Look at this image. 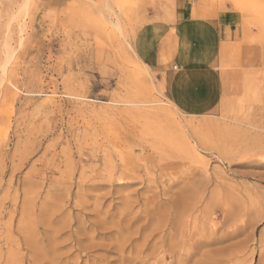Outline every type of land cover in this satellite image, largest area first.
I'll use <instances>...</instances> for the list:
<instances>
[{
	"label": "rangeland",
	"instance_id": "obj_1",
	"mask_svg": "<svg viewBox=\"0 0 264 264\" xmlns=\"http://www.w3.org/2000/svg\"><path fill=\"white\" fill-rule=\"evenodd\" d=\"M196 1L264 39V0ZM171 3L0 0V264H264V67L230 49L218 109L180 112L134 45ZM221 211L243 252H190Z\"/></svg>",
	"mask_w": 264,
	"mask_h": 264
},
{
	"label": "crops",
	"instance_id": "obj_2",
	"mask_svg": "<svg viewBox=\"0 0 264 264\" xmlns=\"http://www.w3.org/2000/svg\"><path fill=\"white\" fill-rule=\"evenodd\" d=\"M171 1L166 12L150 15L154 19L137 30V55L160 75L166 98L180 112H215L222 90L220 59L233 48L241 63L264 67V39L256 28H245L246 17L227 4L200 13L194 11L196 0Z\"/></svg>",
	"mask_w": 264,
	"mask_h": 264
},
{
	"label": "bare ground",
	"instance_id": "obj_3",
	"mask_svg": "<svg viewBox=\"0 0 264 264\" xmlns=\"http://www.w3.org/2000/svg\"><path fill=\"white\" fill-rule=\"evenodd\" d=\"M174 194V193H173ZM170 200V199H169ZM168 203V202H167ZM169 204H171V203H169ZM168 205V204H167ZM170 206H172V205H170ZM174 206H176V202H175V205ZM171 208V207H170ZM222 208V207H221ZM175 209V208H174ZM179 209V208H178ZM177 210V209H176ZM180 210V209H179ZM172 212V211H171ZM177 213H178V211H177ZM214 213V212H213ZM221 213V215H222V217L224 218V223L222 224V226L221 227H223V231H220L219 232V230H218V228H217V224L216 223H214V222H212L210 225H208V227H207V230H204V229H202V232H199L198 233V236L197 237H195V235H194V233L192 232L191 234H190V239L193 241V239L194 238H196L197 239V241H194V243H188L189 245H188V248H190L189 250H190V252H191V248H195V250H199V249H201L202 247L203 248H205V246L207 247H214L215 245V247L216 248H212V249H214V250H212L211 248H209V251L211 252V254L212 253H214V252H218V253H221V252H226L227 254L229 253V254H234L233 255V257L234 256H236V253H239V252H243V246L245 245H243L241 242V240L240 241H238V242H235V241H233V243H230V244H227V245H225L224 243L225 242H228V240H230V239H233V238H236L237 239V237L240 235V234H242V231H244L245 230V228L243 227L242 229L240 228H236V226H235V229H230V230H228V229H226L223 225L225 224V222L227 221V219H228V215H227V213L226 212H224V211H221L220 212ZM204 215V214H203ZM217 215V214H216ZM233 215V214H232ZM167 216V215H166ZM220 216V215H219ZM177 217H179L177 214H174L173 215V218H177ZM209 217H211V215L209 214ZM247 217V216H246ZM230 218V217H229ZM167 219V218H166ZM172 219V218H171ZM170 219V220H171ZM188 219H191V218H189L188 217ZM204 219V218H203ZM210 219V218H209ZM177 219H175V221H176ZM197 220V219H196ZM168 221V220H167ZM193 221H195V220H193ZM214 221V220H213ZM191 222V221H190ZM241 222V221H240ZM220 223V222H219ZM230 223V222H229ZM228 224V223H227ZM191 225V224H190ZM170 226V225H169ZM192 226V225H191ZM195 226V225H194ZM101 228V227H100ZM104 229V228H103ZM169 229V228H168ZM178 228H176V231H178L179 232V230H177ZM190 229V228H189ZM193 229H194V227H193ZM222 229V228H221ZM169 230H171V229H169ZM103 231V230H102ZM190 231H191V229H190ZM123 232V231H122ZM126 232V231H125ZM182 232V231H181ZM180 232V233H181ZM177 233V232H176ZM184 233H185V230H184ZM183 233V234H184ZM170 234V233H169ZM168 234V235H169ZM172 234V233H171ZM175 234V233H174ZM116 235V234H115ZM176 235V234H175ZM183 236V235H182ZM185 236H187L188 237V235H186L185 234ZM177 237V236H176ZM180 237V236H179ZM186 237V238H187ZM249 237V236H248ZM182 238H184V237H182ZM181 238V239H182ZM189 238V237H188ZM198 238H200L199 240H198ZM195 239V240H196ZM243 239V238H242ZM170 241V240H169ZM246 241H248V240H246ZM184 242H185V239H184V241H182V246H184ZM235 242V243H234ZM171 244V243H170ZM178 244V247H179V245H180V243L178 242L177 243ZM224 244V245H223ZM177 246V245H176ZM162 247V246H161ZM207 247V248H208ZM245 248V247H244ZM184 249V248H183ZM246 249V248H245ZM111 250H112V248H111ZM185 250H187L186 248L184 249V251L182 250V252H183V254L184 253H186V251ZM194 250V249H193ZM208 250V249H207ZM212 251H214V252H212ZM245 251V250H244ZM196 252V251H195ZM209 252V253H210ZM235 252V253H234ZM124 253V252H123ZM199 253V252H198ZM203 253V252H202ZM204 253H205V251H204ZM207 253V252H206ZM225 253V254H226ZM193 255H196V254H194V253H192ZM211 254H209V255H211ZM215 254V253H214ZM217 254V253H216ZM215 254V255H216ZM226 254V255H227ZM219 255V254H218ZM222 255V254H221ZM242 255V254H241ZM140 256V255H139ZM190 256H191V254H190ZM201 256H203V255H201ZM119 257L120 258H122L123 256H120L119 255ZM186 257V256H185ZM187 257H189V256H187ZM206 257V256H205ZM219 257V256H218ZM237 257V256H236ZM140 258V257H139ZM192 258V257H191ZM206 258H208V257H206ZM221 258V257H220ZM130 259V258H129ZM203 259V258H202ZM223 259H224V257H223ZM124 260V259H123ZM40 261V260H39ZM205 261H206V259H205ZM209 261V260H208ZM203 262V261H202ZM214 262V261H213ZM186 264V263H185Z\"/></svg>",
	"mask_w": 264,
	"mask_h": 264
}]
</instances>
